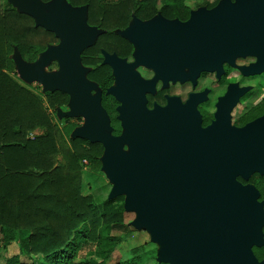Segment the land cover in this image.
<instances>
[{
    "label": "water",
    "instance_id": "obj_1",
    "mask_svg": "<svg viewBox=\"0 0 264 264\" xmlns=\"http://www.w3.org/2000/svg\"><path fill=\"white\" fill-rule=\"evenodd\" d=\"M8 2L57 37L30 61L13 46L9 57L20 77L40 82L43 91L68 94L67 108L57 107L58 116H82L70 136L102 144L99 159L111 183L108 198L124 195V210L134 212L129 224L149 233L157 244L156 260L264 264L252 248L264 244V199L249 181L255 172L264 175V114L242 126L231 124L234 96L225 111L219 107L216 118L203 126L198 110L186 103L173 105L170 99L165 106L149 108L145 98L159 77L194 81L201 70L234 63L240 55L258 56L246 72L263 70L264 0H218L212 7L191 9L185 20L160 13L147 20L133 15L127 26L116 28L135 46L131 62L102 49V63L114 75L106 93L119 100V133L112 132L101 88L87 76L90 67L81 59V52L105 30L88 22V5ZM53 60L58 67L47 70ZM138 64L153 67L155 75L144 78Z\"/></svg>",
    "mask_w": 264,
    "mask_h": 264
},
{
    "label": "trees",
    "instance_id": "obj_2",
    "mask_svg": "<svg viewBox=\"0 0 264 264\" xmlns=\"http://www.w3.org/2000/svg\"><path fill=\"white\" fill-rule=\"evenodd\" d=\"M68 1L74 5L86 3L88 22L106 30L81 52L83 63L92 66L88 76L105 88L111 82L112 74L107 64L100 63V47L109 51L128 47L129 43L114 28L125 25L130 10L140 12L137 7L115 5L108 9L127 12L102 13L101 0ZM166 1L169 2L164 6L167 10L176 7L181 10L184 5L183 0ZM182 13L187 16V7ZM56 41L52 31L36 26L30 15L17 11L6 0H0V245L8 246L15 241L17 231L21 229L26 231L28 252L34 257L39 256L33 264H105L104 259L80 252L88 242L108 246L120 240L119 236H100L106 210L99 208L91 193L83 192L82 160L100 167L102 144L79 136L71 137L74 122L60 127L51 119L48 107L65 106L66 92L45 91L44 103L6 70L14 65L9 57L14 45L23 57L30 55L27 58L33 59L48 43ZM107 97H103L106 106ZM39 127L43 128L42 132L31 133ZM250 180L264 197V175L255 174ZM113 198H107V203ZM152 250L155 253V248ZM154 253L149 256L154 264H169L157 261ZM19 263L23 262L14 254L5 264ZM143 263L140 255H133L115 264Z\"/></svg>",
    "mask_w": 264,
    "mask_h": 264
},
{
    "label": "flooded vegetation",
    "instance_id": "obj_3",
    "mask_svg": "<svg viewBox=\"0 0 264 264\" xmlns=\"http://www.w3.org/2000/svg\"><path fill=\"white\" fill-rule=\"evenodd\" d=\"M169 3L166 0H155V1H142V0H132V1H123V0H101L99 4L102 6L101 12L105 11H120L127 12V10H121L118 8L108 9L111 6H128L130 8L137 7L140 14L136 13L134 10H130V16L127 19L125 25L116 27L123 28L129 24V21L132 19L133 15L138 17L141 20H147L152 18L157 13H160L164 18L172 19L178 18L180 20H185L190 15V10L192 7L188 6L186 3L181 5L180 8H171L167 10L164 6ZM216 2L211 5L204 4L206 7H212ZM187 7L188 13L184 17L182 13ZM180 13L182 16H179ZM102 28V27H101ZM114 28V31L115 29ZM106 30H104L105 32ZM116 32V31H115ZM103 33V32H102ZM117 33V32H116ZM119 34V33H118ZM120 35V34H119ZM123 37V36H122ZM126 41L129 43L128 47L124 49L117 50H107L108 52H115L118 56L124 58L127 62L135 60V55L133 53L135 46L127 38ZM102 49L100 47L101 53V64L103 60ZM106 50V49H105ZM258 56L253 54H246L237 56L234 59V63L228 61H223L221 67H216L213 70H201L196 76L195 80L186 79L181 80L179 78L174 79L172 76L166 78H157L152 86L145 91L146 106L152 108L155 103L165 106L169 103V100L173 102V105H177L178 102L181 104L186 103L189 109H197L201 116V124L203 126L211 123L216 118V111L220 107L223 111L226 110L228 103L231 101L232 97L237 96V100L229 109V120L230 123L235 126H242L247 122L253 120L254 118L264 114V69L257 72H246L248 71L246 66L251 65L257 60ZM83 62V61H82ZM92 69L91 65H87ZM111 74L112 68L109 64ZM245 66L244 68H241ZM136 69L139 71L141 76L144 78L150 79L155 75V70L151 66L145 64H138ZM87 72V76H88ZM89 77V76H88ZM90 79L97 82L95 79L89 77ZM114 82V75L112 74V80L109 84L101 88V102L102 105L106 108L108 114V107L105 105L103 99L104 95L112 97L114 101L113 108L116 111L115 117L117 118L118 110L117 105L119 100L112 94L106 93L107 87ZM228 93L229 98H224ZM69 97V96H68ZM110 116V115H109ZM111 119V118H110ZM119 125L120 124V120ZM119 133V132H117ZM263 175L255 172L253 175ZM252 175V176H253ZM240 178V177H239ZM241 179V178H240ZM245 182V180H242ZM250 182H253L250 180ZM254 183V182H253ZM255 184V183H254ZM256 185V184H255ZM258 188V187H257ZM259 189V188H258ZM259 199H264V197L259 196ZM263 233H264V224H263ZM255 255L259 260H264V244L261 246H252Z\"/></svg>",
    "mask_w": 264,
    "mask_h": 264
},
{
    "label": "rangeland",
    "instance_id": "obj_4",
    "mask_svg": "<svg viewBox=\"0 0 264 264\" xmlns=\"http://www.w3.org/2000/svg\"><path fill=\"white\" fill-rule=\"evenodd\" d=\"M8 2V0H6ZM110 1V0H108ZM113 1V0H111ZM192 9L198 6L204 5L207 1L211 0H183ZM9 3V2H8ZM13 47L11 48L9 55L13 53ZM37 55V54H36ZM30 55H26V60L29 59ZM36 57V56H35ZM13 67L6 68L7 72L14 77L20 84L28 87L33 92H35L41 99H44L42 90V84L36 80L25 81L20 77V74L16 68L15 62L13 61ZM58 67L57 61H51L47 66V70L56 69ZM107 107L109 110V115L111 118V124L113 126L112 132L117 133L121 130V125H119V119L115 117L116 111L113 108L114 101L112 97L108 96L106 99ZM66 109L67 106L61 107ZM48 111L51 115V119L56 122L60 127H63L67 122H74L79 125L83 122L82 116L59 117L56 108H49ZM43 128H37L32 131V134L40 133ZM71 132V131H70ZM66 137V136H65ZM67 138V137H66ZM83 162V192L91 193L94 201L98 204L101 210H106L104 216V224L99 229L100 236H119L120 240H115L108 246H102L98 242H88L80 251L89 256H94L96 258L104 259L105 264H115L118 260L124 259L133 255H140L144 259L143 264H154L153 260L149 258L154 252L152 249L156 247L157 244L151 241L149 233L145 229H136L129 221L134 217V212L125 211L123 208L124 195L117 196L113 198L110 203H107L108 193L111 188V183L98 166H91L86 160ZM112 241V240H111ZM26 231L18 230L15 241H12L8 246L0 245V264H5L8 257L14 254L19 256V261L22 264H33L37 261L36 258L39 256H32L27 249ZM21 264V263H19Z\"/></svg>",
    "mask_w": 264,
    "mask_h": 264
}]
</instances>
